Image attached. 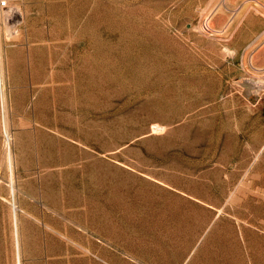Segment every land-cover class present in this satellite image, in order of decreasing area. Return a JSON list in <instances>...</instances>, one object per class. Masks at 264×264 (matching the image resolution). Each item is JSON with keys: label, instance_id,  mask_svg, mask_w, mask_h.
<instances>
[{"label": "rangeland", "instance_id": "374dc122", "mask_svg": "<svg viewBox=\"0 0 264 264\" xmlns=\"http://www.w3.org/2000/svg\"><path fill=\"white\" fill-rule=\"evenodd\" d=\"M262 3L2 0L0 264H264Z\"/></svg>", "mask_w": 264, "mask_h": 264}, {"label": "crops", "instance_id": "0c3cea01", "mask_svg": "<svg viewBox=\"0 0 264 264\" xmlns=\"http://www.w3.org/2000/svg\"><path fill=\"white\" fill-rule=\"evenodd\" d=\"M261 5V9L264 10V3L260 4ZM248 15H246L247 17ZM242 19V21H240L239 23H235L232 26L233 30V34L235 35V33L238 32V29L241 27H249L250 25L252 27H256V26H260L263 27L259 32L255 33L254 36L259 38V42H258V46H255V49L253 50V53L251 54L250 57V64L256 68H261L264 69V13L260 10L254 9L253 10V14L251 15V23L250 20L249 22H244L245 20L248 19L247 18ZM237 27V28H235Z\"/></svg>", "mask_w": 264, "mask_h": 264}, {"label": "bare ground", "instance_id": "6f19581e", "mask_svg": "<svg viewBox=\"0 0 264 264\" xmlns=\"http://www.w3.org/2000/svg\"><path fill=\"white\" fill-rule=\"evenodd\" d=\"M2 0H0V2H1ZM4 3H6V1H4ZM1 7V6H0ZM0 10H1V8H0ZM195 26H197V28H199L203 33H207V31H208V21L206 22V18H205V21H204V23H202V22H197L196 23V25ZM2 79H3V66H2V55H1V48H0V80L2 81ZM2 88V87H1ZM0 97H1V100H2V104L3 105H5V98H4V93L1 91V93H0ZM5 119V118H4ZM7 126V125H6ZM7 136H8V139H10V136H9V134H7ZM7 141V140H6ZM10 152V151H9ZM9 164H10V168L12 169V156H11V154L9 153ZM121 186V185H120ZM140 200H143V199H141L140 198ZM137 204L138 205H140L139 207H140V209L141 210H143V211H147V214H154V213H156V212H159L160 211V207H158V206H155V209H153V210H150V211H152L151 213H148V208H147V205H148V202L147 201H145V200H143V201H138L137 202ZM15 209V208H14ZM13 209V210H14ZM139 210V209H138ZM142 211V212H143ZM14 212H16V211H14ZM13 212V213H14ZM14 215V214H13ZM17 217L18 216H16V213H15V216H14V223H15V225H16V230H17ZM13 223V224H14ZM15 229V228H14ZM14 233H16V232H14ZM18 233V232H17ZM18 235V234H17ZM15 237H16V235H15ZM19 238V237H18ZM16 239L15 238V240H16V247H17V259H18V262H17V264H20L21 263V260H20V254H19V239Z\"/></svg>", "mask_w": 264, "mask_h": 264}]
</instances>
